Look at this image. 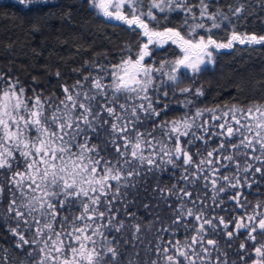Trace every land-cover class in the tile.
Instances as JSON below:
<instances>
[{
	"label": "snow or ice",
	"instance_id": "obj_1",
	"mask_svg": "<svg viewBox=\"0 0 264 264\" xmlns=\"http://www.w3.org/2000/svg\"><path fill=\"white\" fill-rule=\"evenodd\" d=\"M16 2L29 11H39L49 0ZM142 2L89 0L90 6L103 16L142 29L147 42L142 43L135 58L131 55L121 58L119 63L111 65L110 70L100 66V73L103 74H89L71 86H63L62 98L42 97L41 93L35 92L30 97L26 96L23 87L17 88L18 81L0 87V178H3L0 179V199L7 186L10 194L7 213L16 221V227H10L9 231L18 237L17 247L34 246L27 255L32 257L36 253L38 258L30 264H125L124 252L120 250L121 240L135 248L136 241L141 239L142 228L151 230L155 224V221L147 225L127 222L128 217L136 220V214L128 211L132 203L127 200L128 190L139 186L137 178L141 177V170L146 165L148 172H152L153 168L160 169L162 165L176 168L180 166L177 161L181 159L185 167L180 180L185 185L179 188L175 184L171 188H159L157 185L152 192H158L157 198L163 201L175 197L179 205L175 208L172 204L167 205L172 211L171 224L180 225L183 218L194 217L196 224L191 230L195 234L184 240L168 239L162 247L159 243L164 241L162 233L169 232L171 225L157 229L161 233L157 235L159 242L155 245L158 259H152L149 264H161V260L163 264H197L198 261L199 264H228L227 253L221 251L218 241L208 238L209 231L215 233L216 219L227 230L224 219L209 217L202 208H189L187 204L195 206L204 203L196 190V184L201 180L205 182L204 188L211 185L213 203L216 202V194L224 192L227 187H242L237 175L220 174L221 168L229 167L222 161L233 164L237 173H248L254 169L255 173L264 175L262 167L250 162L264 166V103L253 102L246 108L233 105L222 116H216L215 109H197L191 117L186 114L179 120L164 121L152 131L143 128L141 113L145 117L161 115L149 95V89L159 91L154 73L167 77V80L160 81L161 86L175 88L181 83V69L195 76L202 71V65L212 63L210 49L231 48L233 42L262 44L264 36H241L233 31L227 43H218L210 35L207 39L202 35L197 39L198 29L210 33L213 28L220 27L218 17L220 20L228 18L221 13H209L205 0H200L199 19L210 20L209 27L204 23L189 24L186 16L181 25V28L187 29L184 32L172 27L155 30L143 19L146 16L149 21H155L153 9L161 13L179 9L191 14L193 20L197 17L187 0H151L146 13L140 9ZM124 6L128 8L127 14L122 11ZM241 11L242 7H237L233 14ZM64 15L68 17L70 13ZM39 30V26L34 25L33 31ZM169 42L175 44L182 55L174 60H164L158 67L145 64V58L152 55L150 45L162 48ZM128 51L131 52L130 47ZM56 75L59 76V72ZM105 76L111 77L110 83H104ZM84 82H88L87 88ZM178 91L186 94L193 90L191 87H180ZM195 95L202 96V89H196ZM163 96L167 97L168 92L164 91ZM205 111L213 113V120L229 115L231 120L224 119L222 123L213 125L222 131L212 134L222 135L225 139L206 156L195 153L200 159L194 161L193 155L182 145L181 137H192L185 144L204 140V136L197 135L193 129L208 133L207 121L203 124L196 122ZM157 128L160 139L154 135ZM234 137L237 142H233ZM225 144L233 150L227 155L224 154ZM146 149L151 151L145 154ZM214 154L215 159H212ZM237 156L245 157L243 167ZM157 157L160 163H157ZM220 180L225 185L217 187ZM248 186L251 187L250 184ZM241 196L240 192H236L232 199L240 204ZM247 203L245 200L240 206L244 207ZM118 204L123 205V217ZM262 206L264 202L258 201L251 213L246 212L236 222V232L226 231L231 240L240 229L246 230V239L252 242L258 258L253 259L251 264H264V243L257 246V234L264 237V211H257ZM188 223L183 224L186 232ZM25 232L30 236L26 238ZM126 232L131 233V240ZM171 235L174 237L175 233ZM245 247L243 242L239 246L241 251ZM213 251L219 253L215 261L212 259ZM126 264L138 262L127 259Z\"/></svg>",
	"mask_w": 264,
	"mask_h": 264
},
{
	"label": "trees",
	"instance_id": "obj_2",
	"mask_svg": "<svg viewBox=\"0 0 264 264\" xmlns=\"http://www.w3.org/2000/svg\"><path fill=\"white\" fill-rule=\"evenodd\" d=\"M148 2L149 0H143ZM189 2H199L200 0H188ZM208 11L215 13L221 10L228 18L220 23L219 28L213 29L211 35L215 38L227 40L231 37L233 31L253 33L264 35V0H206ZM242 7L239 14H233L234 9ZM65 13L70 16L65 17ZM166 17V19H165ZM186 15L182 10H175L170 13H160L158 15L159 26L175 27L180 29ZM34 25L39 26V31H33ZM130 34L140 35L139 29H132L130 25L109 19L100 14L97 9L89 4V0H49L39 11L24 8L16 0H0V87L7 86L9 82L18 81L17 88L23 87L26 96H32L33 93H41L42 97L55 96L62 98V87L73 85L77 80H82L84 76L91 74L96 76L100 73V66L111 69V65L119 62L118 46ZM167 47L158 48L154 51V56L159 59ZM179 50L171 45L170 55L177 56ZM59 72V76L56 73ZM157 77L155 84L159 88L156 92L149 89V95L152 97L154 107L161 112L159 117H145L141 113L143 128L152 131L156 125L164 121L182 119L186 114L191 117L197 109H213L222 106H248L253 102H264V43L262 44H240L235 42L231 48H221L215 55L212 64H206L198 74L191 72L182 73L181 83L173 88L172 86H161V80H167L166 76L155 73ZM111 77L105 76L104 83H110ZM85 88L88 87V82ZM191 87L192 92L180 94L178 88ZM202 89L203 95H195L196 89ZM167 91L168 96L164 97L163 92ZM123 99V98H121ZM157 99L159 100L156 103ZM191 101V103H185ZM140 101H136L139 103ZM167 105L165 108L164 106ZM222 111L216 110V116H222ZM213 113L205 111L203 116L197 118L198 124L207 121L206 127L208 133L205 134L200 129H193L197 135H203L204 140H195L192 144H185V141L192 137H181V143L185 146L193 160L198 161L200 156L195 155L199 152L201 155L207 154L217 148L225 139L222 135H213L222 130L213 125H218L224 119L231 120V116L223 117L221 120H213ZM103 133L101 136L103 137ZM157 139H160V131L157 128L154 132ZM95 141V137H93ZM207 141V143H205ZM233 142H237L233 138ZM171 146V142L169 141ZM151 149H146L148 154ZM233 150L225 144L224 154L227 155ZM103 155V153H102ZM112 155L111 152L108 153ZM19 158V154L17 153ZM212 159H215V154ZM236 159L243 167L245 157L237 156ZM255 166L262 167L258 162H253ZM157 163H160L157 157ZM222 163L229 164L227 168H221V175H237L241 180L242 187L233 189L227 187L224 192L216 194V202L213 203L211 197L213 192L211 185L204 188L203 180L198 181L196 190L201 194L204 203L197 205L187 204L189 208L200 207L209 217H222L227 230L219 220H214L217 225L215 233L209 231L208 237L218 241L222 252L227 253L228 264H247L252 258L254 250L252 242L246 239V230L240 229L238 234L228 239L226 231L236 232V222L245 216V213H251L257 202H264V175L251 172H236L233 164L228 161ZM180 165L173 168L171 165H162L160 169L153 168L148 172L146 165L141 171L139 186L133 190L129 189L127 200L132 201L128 211L136 214V220L130 217L126 218L128 223H142L144 225L155 221L151 230L142 228L141 239L136 241V247L132 244L120 242V250L124 252L125 264L127 259H134L138 264H149L152 259H158L155 252L157 229L171 225L170 231L162 233L164 237L161 246L168 239L174 238L184 240L187 236L194 235L190 231L193 224H196L194 217H185L180 225H172V211L168 204L173 208L179 205L175 197H169L167 201L158 199L159 193H153L155 186L159 188H171L174 184L183 187L185 182L180 180L183 173L182 159L177 161ZM15 168V165H14ZM23 168V165H20ZM191 170V168H190ZM207 171V168H206ZM211 175V173H208ZM247 177V182H245ZM3 179V178H0ZM113 184L115 182H112ZM251 185L249 187L248 185ZM225 185L223 180L218 181L217 187ZM191 189V186L189 185ZM147 189V191H145ZM15 191V189H13ZM236 192L242 194L240 204L232 199ZM206 193V195H205ZM19 196V193H17ZM10 194L5 187L4 196L0 199V264H30L31 261L38 258L34 253L29 257L27 253L34 246L24 245L23 248L17 247L18 237L10 231V227H16L15 219L7 213V204ZM249 203L242 207L241 204ZM148 205V207H144ZM123 217V205L118 204ZM264 211V206L257 209ZM14 215V214H12ZM159 217V219H157ZM191 222V223H188ZM188 223V231H185L183 224ZM207 227V226H206ZM21 231L23 225H21ZM174 232L173 237L171 233ZM26 238L30 233H24ZM120 235V234H116ZM129 240L131 233L126 232ZM142 241V242H141ZM245 243L243 251L239 246ZM264 243V237L257 234V246ZM230 245V247H229ZM152 251H146V249ZM136 253H139L137 255ZM219 255L216 251L212 252V259L215 261ZM241 255L244 259L241 260ZM224 259L223 256L220 257ZM161 264L163 261L161 260Z\"/></svg>",
	"mask_w": 264,
	"mask_h": 264
},
{
	"label": "rangeland",
	"instance_id": "obj_3",
	"mask_svg": "<svg viewBox=\"0 0 264 264\" xmlns=\"http://www.w3.org/2000/svg\"><path fill=\"white\" fill-rule=\"evenodd\" d=\"M150 2H151V0H149L148 2H142L141 3V5H140V9L141 10H143L145 13L148 11V5L150 4ZM205 3H207V1L205 0ZM187 4L189 5V6H191L192 7V13L193 14H195L196 15V17H197V19L196 20H193L192 18H191V14H188V13H186V12H184L185 13V15L188 17V22H189V24H192V23H204L205 25H206V27H209L210 25H211V21L210 20H208L207 18H204V19H199V11H200V7H199V5H200V1L199 2H189L188 0H187ZM177 10H179V9H177ZM98 11V10H97ZM122 11L125 13V14H127L128 13V8L126 7V6H124V7H122ZM153 11V13H154V15H156V20L155 21H149V19L145 16V17H143V19L145 20V22L146 23H149V27L150 28H153V29H155V30H163L164 28H166V27H161V26H159V21H158V15L161 13V12H159V10L158 9H153L152 10ZM99 12V11H98ZM170 12H173V11H165V12H163V13H170ZM209 13H211L210 11H208ZM100 13V12H99ZM215 13H221V14H223V15H225L221 10H218V11H216ZM100 14H102V13H100ZM226 16V15H225ZM110 19V18H109ZM115 20V19H114ZM227 19H224V20H220L219 19V17H218V22L219 23H222V22H224V21H226ZM123 22V21H122ZM132 29H139V31H140V35H138V36H136V35H134V34H130L129 36H127L120 44H119V46H118V53H119V62H120V60H121V58H127L129 55H131L133 58H135V53L139 50V47L142 45V43H145V42H147V37H144L143 35H142V29H140L139 27H137L136 25H131L130 26ZM172 28H175V27H172ZM176 29H178V30H181L182 32H184V31H186L187 29L185 28V29H180V28H176ZM213 29H215V28H213ZM213 29H212V31H213ZM212 31L209 33V32H207L205 29H198L197 30V33H198V35H197V39L199 38V36H204L205 37V39H207V37L210 35L211 37H212V39H214V40H216L218 43H227V41L231 38H229V39H227V40H222V39H218V38H215V37H213L212 35H211V33H212ZM237 34H239V35H241V36H243V35H256L257 37H259V36H264V35H257V34H253V33H245V32H236ZM235 42H233V44H234ZM171 45H173V46H175V47H177L175 44H171V42H169L168 44H165L163 47H167V50L162 54L163 55V57L162 58H159V59H157L155 56H154V51L156 50V49H158V48H161V47H158V46H156V45H150L149 46V48H150V51H151V53H152V55L151 56H149V57H146L145 58V64H149V65H153V66H155V67H158L159 66V64L161 63V62H163L164 60H174V59H176L178 56H180V55H182V53H181V51H180V49L178 48V50H179V53H178V55L177 56H169L170 55V49H171ZM131 48V52H129L128 51V48ZM221 49V48H220ZM211 51H212V53H213V55H212V63L214 62V60H215V55H216V53H217V51L219 50V49H215V48H212V49H210ZM118 62V63H119ZM212 63H206V64H212ZM205 64V65H206ZM205 65H202V67L203 66H205ZM168 69H165V71H167ZM185 72H190V71H187V70H185V69H181V74L182 73H185ZM181 74H180V76H181ZM153 75H155V73L153 74ZM261 103H264V102H261ZM234 105H237V104H234ZM233 106V105H232ZM232 106H222V107H216V108H213V109H215V110H219V111H222V112H226V111H228ZM237 106H240V105H237ZM240 107H243V106H240ZM245 107V106H244ZM247 107V106H246ZM245 107V108H246Z\"/></svg>",
	"mask_w": 264,
	"mask_h": 264
},
{
	"label": "flooded vegetation",
	"instance_id": "obj_4",
	"mask_svg": "<svg viewBox=\"0 0 264 264\" xmlns=\"http://www.w3.org/2000/svg\"><path fill=\"white\" fill-rule=\"evenodd\" d=\"M240 220V219H239ZM190 231H192V230H190ZM208 238H211L212 239V237L211 236H209ZM197 247H199L198 245H197ZM253 259H258L256 256H255V253H253V256H252V258L248 261V263L247 264H251V262H252V260ZM197 264H199V261L197 262Z\"/></svg>",
	"mask_w": 264,
	"mask_h": 264
}]
</instances>
